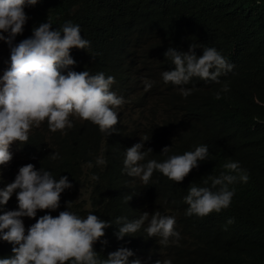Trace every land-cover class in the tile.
Here are the masks:
<instances>
[{
	"label": "clouds",
	"instance_id": "clouds-1",
	"mask_svg": "<svg viewBox=\"0 0 264 264\" xmlns=\"http://www.w3.org/2000/svg\"><path fill=\"white\" fill-rule=\"evenodd\" d=\"M42 1L0 0V58L5 57L7 65L0 73V241L11 245V254L0 258V264H172L171 259L160 257L162 252L153 244L127 239L137 232L175 251L182 264L190 246L187 240H177L186 239L190 230H181L175 216L159 211L150 214L139 208L134 219L117 216L109 222L92 212L78 214L92 209V201L106 195V181L79 184L64 200L72 186L69 179L80 171L87 173V167L93 166L85 161L92 148V127L107 137L122 122L131 129L123 126L125 131L134 132L132 128L144 113L136 108L129 117L123 108L144 103L154 83V70L163 87L182 97L191 94L193 86L189 82L196 81L193 78L220 83V76L239 66L258 71L255 76L264 80L262 36L255 32L264 31V8L258 0H231V18L239 13L241 17L236 21H243L235 30L243 33L234 36L223 49L190 42L187 51H182L172 46L174 40L165 41L168 35L158 30L156 48L163 60L144 68L124 59L123 79L118 80L107 71L80 67L83 57L79 50L89 49L90 42L80 35L79 25L71 21H39L32 6ZM204 1L212 12L218 0ZM251 10L258 13L257 23L251 24ZM154 44L148 42L146 48ZM196 48H200L199 56ZM141 74L144 81L140 80ZM227 91L224 83L216 96ZM162 131L164 137L166 131ZM168 133L169 139L180 135L175 128ZM148 139H139L123 151L121 171L142 184H147L155 173L170 183L181 182L188 174L192 182L182 197L187 205L184 215L199 218L216 212L212 213L216 224H222L220 216L224 214H218L221 209L229 206L234 194L247 191L251 180L247 171L238 161L228 160L222 165L223 171L212 175L206 144L182 154H169L170 147L165 146L160 152L163 159H146L152 153L144 147ZM105 163L102 154L95 158L97 166ZM90 179L95 181L97 176L92 174ZM129 195L121 193L118 197L126 200L120 211L137 206L127 202ZM57 208L64 210L52 216L50 213ZM37 210L48 211L36 217ZM25 217H36L27 229ZM112 224L118 245L106 249V258L102 259L93 244Z\"/></svg>",
	"mask_w": 264,
	"mask_h": 264
},
{
	"label": "trees",
	"instance_id": "trees-1",
	"mask_svg": "<svg viewBox=\"0 0 264 264\" xmlns=\"http://www.w3.org/2000/svg\"><path fill=\"white\" fill-rule=\"evenodd\" d=\"M258 1L264 8V0ZM39 2L32 6V13L39 21H71L79 25L80 35L90 42L89 49L79 50L83 57L82 69L107 71L118 80L123 79L124 59L144 68H152L157 60H163L156 48L155 32L158 30L168 35L165 41L174 40L172 46L182 51H187L190 42L223 49L234 36L243 33L235 30L241 28L243 21H236L241 17L239 13L236 18H231V0H218L212 12L204 0H43L40 5ZM249 14L253 20L251 24L260 20L255 10ZM255 32L262 36L264 51V31ZM151 41L155 44L146 48ZM194 51L197 56L201 54L200 48ZM256 74L258 71L254 69L239 66L230 74L220 76V83L193 78L196 81L189 82V86H193L191 94L182 97L175 90L163 87L154 70L153 80L150 79L153 86L138 107L144 116L135 123L134 132L125 131L122 122L107 137L98 132L97 127L90 129L92 148L85 161H91L93 166H86L87 173L80 171L72 175L69 179L71 190L64 200L79 184L90 186L106 181V195L94 199L92 209L76 213L92 212L99 219L112 222L117 216L134 219L139 208L150 214L153 211L162 215L168 212L175 216L181 230H190L186 239L177 240L183 243L187 240L190 246L182 264H264V80ZM224 83H227L228 91L220 92L217 97L216 93ZM252 99L258 103H253ZM172 128L180 135L169 139L168 131ZM162 130L166 131L164 137ZM151 134L154 144L149 145L152 153L146 159H163L160 152L165 146L170 147L169 154H182L189 148L193 150L197 145L206 144L212 175L223 171L222 165L228 160L238 161L247 171L251 177L247 191L239 196L234 194L229 206L221 209L218 214H224L220 216L222 224H216L212 214L216 212L198 219L184 215L187 205L182 197L192 182L188 174L181 182L170 183L155 173L147 184H142L121 171L123 151L139 139L149 138L144 142L145 147ZM101 154L106 163L97 166L95 158ZM92 174L97 180L90 179ZM121 193L130 194L127 202L132 201L137 206L120 211L126 202L125 199L118 200ZM62 210L57 208L50 214L55 216ZM47 211L37 210L36 217ZM36 217L23 219L25 229ZM229 219L231 223H227ZM217 227L222 228L221 231ZM115 230V224L110 225L93 244V250L102 259L106 258V249L109 251L118 245L113 236ZM134 236L127 239L153 244L162 252V259L181 264L175 251L170 252L157 241L143 238L139 232ZM10 254L11 245L0 241V258Z\"/></svg>",
	"mask_w": 264,
	"mask_h": 264
},
{
	"label": "rangeland",
	"instance_id": "rangeland-1",
	"mask_svg": "<svg viewBox=\"0 0 264 264\" xmlns=\"http://www.w3.org/2000/svg\"><path fill=\"white\" fill-rule=\"evenodd\" d=\"M6 66H7L6 65V58L2 56L0 58V73H2V71L6 68ZM140 80L141 81H144L145 80L142 74L140 75ZM136 108H138L136 104H133V103L132 104H126V106L123 108V113L126 116H129L130 117V116H132L134 114ZM119 111L121 112L122 111V108H120ZM143 116H144V114H143ZM124 126H126L127 129L131 130L129 128L128 124L127 125H124ZM139 132H141V130H138V133ZM150 144H154V140H153V135L152 134L150 136L149 143L145 146V148H148ZM13 179H14V177L11 178V181H13ZM162 208L165 209L163 206H162ZM165 215H171V214L168 213V212H166Z\"/></svg>",
	"mask_w": 264,
	"mask_h": 264
},
{
	"label": "bare ground",
	"instance_id": "bare-ground-1",
	"mask_svg": "<svg viewBox=\"0 0 264 264\" xmlns=\"http://www.w3.org/2000/svg\"><path fill=\"white\" fill-rule=\"evenodd\" d=\"M4 171V170H3Z\"/></svg>",
	"mask_w": 264,
	"mask_h": 264
}]
</instances>
